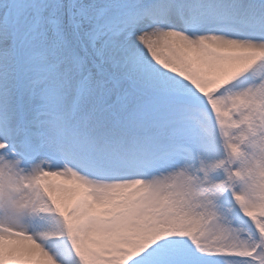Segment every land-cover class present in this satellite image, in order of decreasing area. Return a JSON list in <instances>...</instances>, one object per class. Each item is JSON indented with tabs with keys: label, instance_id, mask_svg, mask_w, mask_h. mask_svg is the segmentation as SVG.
Returning a JSON list of instances; mask_svg holds the SVG:
<instances>
[{
	"label": "snow or ice",
	"instance_id": "6c2138e0",
	"mask_svg": "<svg viewBox=\"0 0 264 264\" xmlns=\"http://www.w3.org/2000/svg\"><path fill=\"white\" fill-rule=\"evenodd\" d=\"M0 264H264V0H0Z\"/></svg>",
	"mask_w": 264,
	"mask_h": 264
}]
</instances>
